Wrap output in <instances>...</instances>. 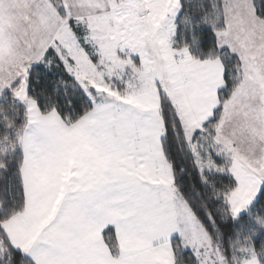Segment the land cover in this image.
<instances>
[{"label": "snow or ice", "instance_id": "snow-or-ice-1", "mask_svg": "<svg viewBox=\"0 0 264 264\" xmlns=\"http://www.w3.org/2000/svg\"><path fill=\"white\" fill-rule=\"evenodd\" d=\"M0 264H264V0H0Z\"/></svg>", "mask_w": 264, "mask_h": 264}]
</instances>
